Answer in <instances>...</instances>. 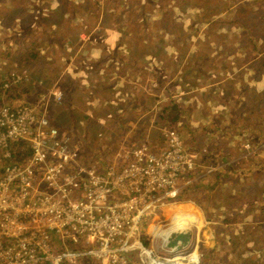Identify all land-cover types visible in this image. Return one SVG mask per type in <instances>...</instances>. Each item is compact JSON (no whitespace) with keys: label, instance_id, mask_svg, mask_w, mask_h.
<instances>
[{"label":"rangeland","instance_id":"374dc122","mask_svg":"<svg viewBox=\"0 0 264 264\" xmlns=\"http://www.w3.org/2000/svg\"><path fill=\"white\" fill-rule=\"evenodd\" d=\"M32 1L0 0V64L3 59L7 62L22 58L16 63V68L22 70L7 72L25 77L14 90L16 101L55 99L57 110H64L59 111L60 115L65 112L62 115L67 120L76 118L73 128L66 127L58 114H54L58 116L55 123L64 132H76L82 142H90V157L96 150L93 142L97 133L108 135L112 129L118 130L117 134L130 131L131 138L125 134L129 144L120 142L119 147L113 148L119 135L106 143L108 150L129 151L132 146L144 144L159 150L163 134L171 129L178 131L186 149L196 150V154L202 150L206 157H198L195 169L186 173L179 195L167 200V206L159 212V221L145 219L141 223L144 245L160 254L167 232L175 230L169 229L175 214L194 210L200 220L188 229L194 234L191 249L198 247L202 252L199 264H264V2H240L234 17L240 22L235 27L237 31H222L218 14H213L208 19L215 24L212 30L201 33V29H196V33L188 34L180 31L182 27L177 29L180 22L174 18L173 7L192 5L200 11L199 1L222 3L225 7L237 2L58 0L49 9L47 0H37L38 17L30 20L24 14ZM52 9L56 11L54 15L50 13ZM120 12L125 15L119 16ZM75 15L72 30L78 31L76 37L70 31ZM117 21L137 26L135 38L139 40L129 43L123 60L125 56L129 61L137 54L145 56L141 59L144 78L135 80L131 72L126 74L128 78L122 76L125 81L133 80L128 82L127 90L132 97L126 96V85L120 86L123 88L119 91L99 89L98 97L93 91L88 96L78 93L76 101L72 90L65 93L59 88V77L51 75V65L46 66L47 70L43 65L32 70L24 64L39 53L42 59L50 53L54 61L61 62L62 55L58 56L60 51L54 44H83L80 35L86 38V44H122L119 34L132 33V29L119 28ZM39 24L44 30L41 34L36 32ZM56 26L61 28L59 39H55ZM33 32L36 34L30 39ZM145 39L148 40L144 42ZM33 44H41L40 50L33 47L30 51ZM2 75L1 69L0 81L6 78ZM69 76L71 80L72 70ZM169 89L174 90L168 92ZM11 92L12 89L7 94ZM55 93L61 94L60 99L54 97ZM168 107L172 111L164 119ZM84 109L89 111L88 115ZM221 168L224 174L220 173ZM150 225L157 231L152 230L151 237Z\"/></svg>","mask_w":264,"mask_h":264},{"label":"built area","instance_id":"2783aa9c","mask_svg":"<svg viewBox=\"0 0 264 264\" xmlns=\"http://www.w3.org/2000/svg\"><path fill=\"white\" fill-rule=\"evenodd\" d=\"M24 80L11 72L0 81V264H199L198 247L175 254L146 247L140 225L159 221L206 152L186 149L171 129L159 150H108L111 138L97 133L90 157L76 132L32 104L15 105L11 94ZM191 213H176L169 229L198 224Z\"/></svg>","mask_w":264,"mask_h":264},{"label":"crops","instance_id":"0c3cea01","mask_svg":"<svg viewBox=\"0 0 264 264\" xmlns=\"http://www.w3.org/2000/svg\"><path fill=\"white\" fill-rule=\"evenodd\" d=\"M56 1L58 0H52V2L54 3ZM246 1L247 2H256V1L264 2V0H243V1L242 0H232V2H237L236 5L234 3L232 4L231 7H225L222 3L218 5L210 1H206V2L199 1L197 6H199L200 11H197L194 8L195 6H192V5L184 7V8H179L178 6H176V7H173L172 10L174 12V18L176 19L177 22H180L179 24H177V29L179 30V28L182 27V30L180 31L183 33H188V34L196 33V29H201V33H204L206 30L208 31L212 30L215 24L210 23L208 19L209 17H214L213 14H218V19L220 20L219 23H221L222 25L221 26L222 31H226L229 28L233 29L234 31H237L236 30L237 28L235 27H238L240 22H237L239 20H235L234 17L236 13L238 12V8H239L238 5L240 4V2H246ZM46 3L47 5H49V9H51L50 6H52L53 4L51 3V0H47ZM41 8L43 12L46 11L45 7L41 6ZM222 8H225V10L223 11ZM39 10H40V5L37 3V0H33L30 6L27 8L24 16L26 15L28 16V18L30 16L29 19L31 20L32 17H38ZM243 11L250 13V10H243ZM55 12L56 11L53 10L50 13L54 15ZM124 15H125L124 13H121L119 16H124ZM118 18L119 17L117 16L116 19ZM224 18L227 19V22L224 20ZM75 20H76V15L73 18V22L71 24L69 23L70 31L72 30V24L75 22ZM29 23H32V22L29 21ZM224 23H228L229 26H225ZM119 24L123 25L122 21H120ZM34 25L35 24L33 23L32 26ZM133 27H134L133 32L130 33L132 35H129V37L123 36L122 33H121L122 35L119 34V36L122 39V44H86V38L80 35V39L79 38L78 39L83 44H77L78 42H76L75 44L73 40H72L73 41L72 44H69V42L68 44H54L55 47L60 51V53H58V56H60V54L62 55L60 59L61 62L57 60L54 61L55 58H53L50 53H49L48 58L42 59L41 54L39 53V54L34 55L35 58L32 57V60L30 61L26 60L24 64L29 65L32 70L37 65H43L45 67L48 66V64L51 65L52 66L51 70L53 68V73L51 75L59 77L58 83H57L59 88L61 86L65 93H67L68 90H72L73 99L75 98L76 101H79L78 100L79 98L75 96V94H78V93L83 92L86 96H88L92 94V91H93L95 92L93 93L94 96L98 97L99 89H105L106 87H108L112 89L118 88L117 90L119 91L126 85L127 86L125 88L126 89L125 94L127 97L129 96L132 97V94L128 93L127 90L130 86L128 82H131L133 80L125 81L124 78H122V76L126 74L129 75V73L131 72L135 80L140 81L141 78H144V73H145L144 67L141 63V59L142 60L145 59V56L143 55L140 56L139 54H137L135 57H133L132 61H129L128 56H125V59L123 60L125 50H128L130 47L129 43H132L133 40H136V41L139 40L138 38H135L137 27L136 26H133ZM202 27H206V28H202ZM244 27L245 26H242V29ZM72 31H73V35L76 37L78 34V31H75V30H72ZM36 32H38L39 34H41V32H44V30L41 27V24H39V26H36ZM36 32H33L29 36V38L30 39L33 38ZM55 32H56L55 39L57 38L59 39L60 36L58 34H61V28L59 26H56ZM82 35L86 36L84 33H82ZM206 37L207 35H204V38ZM55 39L53 40L56 41ZM220 40H224V38H221ZM238 41H241V39H238ZM201 44H204L202 39H201ZM40 46L41 44H33L30 51L33 50V47L34 48L39 47V50H40ZM30 51L26 52V55H28ZM3 61L4 63L0 64L2 65L0 67V70L2 69V73H3L1 78H5L7 72L18 71L17 69H19V71L22 70L20 68H16V63H20L22 61V58L17 59V60L10 59L7 62H5V60L3 59ZM44 63L46 65H44ZM57 66H59V69ZM60 66H62L63 68H60ZM3 68L7 70H3ZM64 68H66V70H63ZM46 70H47V67H46ZM70 70L73 71V76L71 80H69L71 78L69 76ZM128 75H126L125 77L128 78ZM47 76L48 74L46 73V77ZM26 79L28 80L27 77ZM120 86H123V87H120ZM55 90H58V89H55ZM171 90L173 91L174 89H169L168 92ZM15 95L13 96V94H11V99L16 103L15 105H18V104L25 105V104L31 103L40 114L42 115L44 114L45 116H48V117H50V114H53V116H51L50 118H56L58 116H59L58 118L62 117L63 122L65 123L66 127L73 128L72 126L75 125L76 118H74V120H72V118L71 120H67L66 117L62 115L65 112H63L60 115L59 111H64V110H61V109H59V111L57 110L58 107L55 104L56 103L55 99L51 101L49 99L43 100L41 98V100L35 102L31 98L30 100L26 102L18 103L16 101ZM120 96H122V94H120ZM87 103H89V100H87L85 104ZM61 105L64 107L65 103L63 102ZM66 108H70V105L66 106ZM83 111H85V109ZM85 113L88 115L89 111H85ZM54 114H58V116H55ZM84 116H85V119H87V116L86 115ZM129 132L128 131L124 132V130H122L119 134H117L118 130L112 129L110 134H108L111 140L115 136L119 135L118 144L115 143V146L113 145V148L119 147L120 142H124V145L129 144L125 137V134L128 135ZM128 136L131 138L130 135ZM88 144L91 147L90 142H88ZM94 145L95 144L93 142V148H94ZM92 156L94 157L97 156L96 150L92 153ZM203 244L204 243H201L199 246H201L202 248Z\"/></svg>","mask_w":264,"mask_h":264},{"label":"water","instance_id":"95a60500","mask_svg":"<svg viewBox=\"0 0 264 264\" xmlns=\"http://www.w3.org/2000/svg\"><path fill=\"white\" fill-rule=\"evenodd\" d=\"M194 234L188 228L177 229L166 236L163 250L168 254H175L190 247Z\"/></svg>","mask_w":264,"mask_h":264},{"label":"trees","instance_id":"16d2710c","mask_svg":"<svg viewBox=\"0 0 264 264\" xmlns=\"http://www.w3.org/2000/svg\"><path fill=\"white\" fill-rule=\"evenodd\" d=\"M51 3H53L52 0H51ZM106 12H107V13H112V10H109V11L107 10ZM121 13H122V12H120V14H121ZM12 20H13V19H12ZM115 23L117 24V26H118L119 28H131V29H132V32H133V28H134L133 26L126 25V24L120 25L118 21L115 22ZM136 27H137V26H136ZM121 33H122V32H121ZM123 33L125 34L126 37H129V35H132V34H130V32H126V31H123ZM123 33H122V34H123ZM148 39H153V37H152V38H148ZM148 39H145V41L148 40ZM145 41H144V42H145ZM33 58H35V57L33 56ZM164 111H165V112H164V113H165V116L163 115V118H164V119H165V117H166V118H169V117H168V113L171 112L172 109H171L170 107H168V108H166V110H164Z\"/></svg>","mask_w":264,"mask_h":264},{"label":"bare ground","instance_id":"6f19581e","mask_svg":"<svg viewBox=\"0 0 264 264\" xmlns=\"http://www.w3.org/2000/svg\"><path fill=\"white\" fill-rule=\"evenodd\" d=\"M165 134V133H164ZM164 134H163V136L160 138L161 139V142L163 141V137H164ZM144 145H146V146H148L147 144H144ZM191 214H187L188 216H190V220L191 221H194V222H198L200 219H199V216H198V214H197V212L196 211H194V210H191ZM189 223V220H185V221H183L182 222V224L185 226L186 224H188ZM181 227H183V226H181ZM180 228V227H179ZM185 228V227H184ZM166 238V237H165ZM165 238H164V240H165Z\"/></svg>","mask_w":264,"mask_h":264}]
</instances>
